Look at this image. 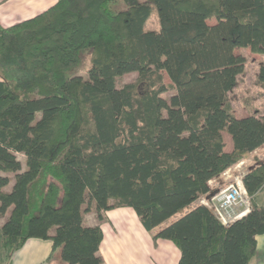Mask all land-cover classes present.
<instances>
[{"label":"trees","instance_id":"trees-1","mask_svg":"<svg viewBox=\"0 0 264 264\" xmlns=\"http://www.w3.org/2000/svg\"><path fill=\"white\" fill-rule=\"evenodd\" d=\"M154 9L160 27L148 29ZM238 48L264 55V0H58L0 26V264L31 238L66 264H106L102 222L119 207L155 243L172 241L178 264H252L264 159L242 176L241 217L225 224L199 201L264 145V115L239 117L229 99L246 64ZM85 49L87 74H70Z\"/></svg>","mask_w":264,"mask_h":264},{"label":"crops","instance_id":"crops-1","mask_svg":"<svg viewBox=\"0 0 264 264\" xmlns=\"http://www.w3.org/2000/svg\"><path fill=\"white\" fill-rule=\"evenodd\" d=\"M58 0H0V26L8 27L22 20L35 16L48 9ZM260 153V151H262ZM257 160L264 159V145L254 151ZM262 154V155H261ZM245 161V160H244ZM246 159V162H249ZM252 166V165H251ZM211 180L213 192L223 185L220 177ZM217 182V185H215ZM217 186V187H216ZM243 214L247 213L248 209ZM91 214V218L88 217ZM85 216L88 225L98 223L94 213ZM102 222L104 239L100 254L106 264H178L181 251L170 240L159 239L157 243L139 220L131 207H119L108 210ZM3 220H0V225ZM257 252L252 257V264H264V234L257 236ZM11 264H66L61 254L54 252L51 240L31 238L14 252Z\"/></svg>","mask_w":264,"mask_h":264},{"label":"rangeland","instance_id":"rangeland-1","mask_svg":"<svg viewBox=\"0 0 264 264\" xmlns=\"http://www.w3.org/2000/svg\"><path fill=\"white\" fill-rule=\"evenodd\" d=\"M210 22H215V20H211ZM146 27L148 29H158L160 27V23L157 18L155 9L147 21ZM237 52H240L245 55L246 64L244 71L238 77V82L236 86L229 94L231 105L236 115L239 117L245 116L254 110H257L259 115H264V83H261L258 80L259 66L262 62H264V55L255 53L250 48H238ZM90 55H91L90 49L83 50L81 55L82 57H81L80 65L76 69L72 70L70 74H73L75 70H78L80 74L86 75L87 66L89 67L91 64ZM136 77H137V73L135 72L127 73L117 79V85L123 86L124 84L135 80ZM166 80L169 81L167 75H166ZM223 135L226 142V149L231 150L233 146L231 136L228 134L227 131H224ZM261 152H263V150L260 151V153ZM17 155L18 158L21 160L23 166H25L24 154L18 153ZM254 155L255 154H250L246 158L250 160L249 162H246L245 159V161L244 160L241 161L239 164L233 166L228 171H226L223 174V176L218 179L221 185L224 184L223 186H226L231 182H235L237 180V177L241 178V176H243V174L251 165L253 166L258 161H260L257 160L258 158L257 157L255 158ZM215 185H217V182H215ZM219 185L220 184H218L217 186ZM250 206H251V202L248 199L243 205L239 207V210H245V209L247 210L249 209ZM90 216L91 214H89L88 217Z\"/></svg>","mask_w":264,"mask_h":264},{"label":"built area","instance_id":"built-area-1","mask_svg":"<svg viewBox=\"0 0 264 264\" xmlns=\"http://www.w3.org/2000/svg\"><path fill=\"white\" fill-rule=\"evenodd\" d=\"M248 199L250 200L241 176L220 190L201 197L200 202L210 206L219 219L228 224L243 215L245 211L239 210V207Z\"/></svg>","mask_w":264,"mask_h":264}]
</instances>
